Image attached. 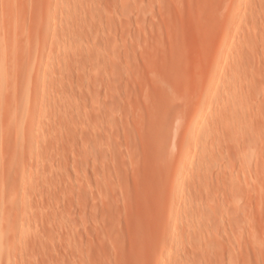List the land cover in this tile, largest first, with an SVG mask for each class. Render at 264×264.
Here are the masks:
<instances>
[{
	"label": "rangeland",
	"instance_id": "374dc122",
	"mask_svg": "<svg viewBox=\"0 0 264 264\" xmlns=\"http://www.w3.org/2000/svg\"><path fill=\"white\" fill-rule=\"evenodd\" d=\"M258 1L256 7L255 0H0V264H229L232 257L231 264H264V146L252 151L262 164L253 176L259 181L248 184L256 191L249 186V195L263 188V198L246 201L256 209L262 204L261 211L245 210L261 235L253 249L236 230L244 214L238 166L245 130L232 113L237 103L217 98L210 81L225 75L215 56L221 47L234 54L256 45L257 60L235 53L230 67L235 72L245 61L238 75L264 87ZM246 27L261 29L252 47ZM251 86L242 94L250 93L258 114L263 87ZM204 92L208 107L200 122L214 136L225 127L227 141L221 133L211 143L192 129L193 138L183 132ZM221 103L238 121L230 117L231 125L224 109L215 115ZM183 111L191 117L180 127L175 116ZM232 122L242 126L239 140V131L230 132L239 150L226 132ZM262 122L245 125L264 134ZM219 136L227 144L215 143ZM226 223L242 234L241 244L230 240H237L230 225L225 236Z\"/></svg>",
	"mask_w": 264,
	"mask_h": 264
},
{
	"label": "bare ground",
	"instance_id": "6f19581e",
	"mask_svg": "<svg viewBox=\"0 0 264 264\" xmlns=\"http://www.w3.org/2000/svg\"><path fill=\"white\" fill-rule=\"evenodd\" d=\"M232 1H233V0H232ZM237 1H238V0H237ZM252 1H254V0H252ZM263 1H264V0H263ZM263 1H262V5H261V7H262V9L264 10V5H263L264 2H263ZM255 2H256V7H257V6H260V3H258V2H259L258 0H257V1L255 0ZM260 2H261V1H260ZM235 3H237V2H235ZM253 3H254V2H253ZM225 4H226V3H225ZM225 4H224V5H225ZM231 4H232V3H231ZM231 4H229V5H231ZM257 4H259V5H257ZM224 5H223V6H224ZM247 5H248V4H247ZM247 5H246V6H247ZM250 5H252V2L249 4V6H250ZM253 5H254V4H253ZM225 6H228V5H225ZM221 7H222V6H221ZM250 7H252V6H250ZM225 8H226V7H225ZM232 8H233V7H232ZM234 8L236 9V7H234ZM238 8H239V6H238ZM238 8H237V9H238ZM222 9H223V8H222ZM230 9H231V8H230ZM254 9H255V8H254ZM225 10H226V9H225ZM242 10H243V9H242ZM252 10H253V9H252ZM222 11H223V10H222ZM228 11H229V10H228ZM237 11L239 12L240 10L238 9ZM235 12H236V11H235ZM255 12H256V10H255ZM230 13H232V12L230 11ZM233 13H234V12H233ZM234 14H235V13H234ZM260 15H261V14H260ZM229 16H232V15L229 14ZM236 16H237V15H236ZM236 16L234 15L233 17H236ZM243 17H244V16H243ZM261 17H262V15H261ZM263 17H264V14H263ZM253 18H254V17H253ZM242 19H243V18H242ZM228 20H229V19H228ZM261 20H262V19H261ZM262 21H263V20H262ZM256 23H257V22H256ZM243 24H244V23H243ZM243 24H242V25H243ZM261 24H262V23H261ZM257 25H258V24H257ZM257 25H254V26H257ZM244 26H245V25H244ZM244 26H243V27H244ZM246 26H247V25H246ZM248 26H249V25H248ZM258 26H259V25H258ZM260 26H261V25H260ZM243 27H242V29H243ZM251 27H252V26H251ZM254 28H255V27H254ZM244 29L247 30L246 33H248L249 29L251 30V29H253V28L246 27V28H244ZM227 30H229V29H227ZM253 30H254V29H253ZM257 30H258V29H257ZM260 30H261V29H260ZM260 30H259V32H257V31L254 30V31H255L254 33H253V31L251 30L253 34L251 33V31H250L251 34H250V33H248V34L245 33V35L242 34V35H244V38H246V40L248 39V40H247V44L250 45L251 47H252L251 44L254 43L252 40L255 41V39L253 38V36H254V35H257V34H258V36H259ZM239 31H241V30H239ZM242 31H243V30H242ZM235 32H236V31H235ZM230 33H231V32H230ZM237 33H238V31H237ZM243 33H244V32H243ZM255 33H256V34H255ZM231 34H232V33H231ZM260 35H262V33H261ZM263 35H264V33H263ZM263 35H262V36H263ZM251 36H252V40H251ZM262 36H261V38L264 37V36H263V37H262ZM241 37H242V36H241ZM254 37H256V36H254ZM259 37H260V36H259ZM259 37H256L257 40H258ZM261 38H260V39H261ZM218 39H219V38H218ZM221 40L226 41V40H227V36H226V35H222V36H221ZM233 40H234V39H233ZM244 40H245V39H244ZM257 40H256V41H257ZM263 40H264V39H263ZM240 41H241V40H240ZM256 41H255V42H256ZM233 42H234V41H233ZM241 42H242V41H241ZM248 42H250V43H248ZM261 42L263 43V41H261ZM261 42H259V43H260L259 46L261 45ZM236 43H237V41H236ZM239 43H240V42H239ZM257 43H258V41H257ZM257 43H256V44H257ZM240 44H241V43H240ZM263 44H264V43H263ZM241 45H242V44H241ZM254 45H255V44H254ZM254 45H253V46H254ZM211 46H212V45H211ZM250 46H249V48H251ZM246 47H247V46H246ZM237 48H238V46H237ZM237 48H236V49H237ZM255 48L257 49V46H256V45H255ZM255 48L253 47V48H251V50H249V49L247 48V49L249 50V51H246V52H247V57H246L247 59H250V58L253 59L254 56L257 57V56L259 55V54H257L259 51H256ZM259 48H261V47H259ZM213 49H215V48H213ZM227 49H228V48H227ZM243 49H244V48H243ZM243 49H242V52L240 51L241 54L244 52ZM261 49H262V48H261ZM208 50H209V49H208ZM245 50H246V48H245ZM253 50H255L256 53H254L255 51L253 52ZM212 51H213V50H212ZM229 51H230V50H229ZM229 51H228V50H225V48L223 49V47H221V48L218 50V52H217V51H216V53L214 52V53L216 54V55H215V56H216V60H217L218 62H219V61H222V65H224V66H223V69L226 68V71L223 70L224 73L222 72L223 74H225V75H222V77H221L222 80H221V79H217V80H220V82H219V81L214 82L213 78L210 79V81H212V83H213V89H214V91L212 90V93L214 94V92H215L216 97H217V98L220 97V100H222L221 98H224V97L227 95V98H229L232 102L235 101V102L237 103V104H236V105H237V109H235V107H233V108H234L233 110H235V111H234V112L231 111V112L234 113V114H238V116L241 117V118L239 117L238 120H239V119L242 120V124H243L242 126H243V127H242V126H241V127L244 128L243 130H245V132L243 131V133H242V135H241L240 132H242V130H241L242 128L240 127V131L237 130L236 127L239 128V123H238V124H235L234 122H232V123H233V126H234V125H235V126H234V127L232 126V128L229 127L231 130L229 131V128H228V131H226V132H227V133L229 132L228 134H231V135H228V136H230V137L232 136V139H235V140H233V141H234V142H233L234 148H235V145H236L235 143H236V142H240V141H242V147H241L242 149H241V151H239V152H241L240 155L242 154L241 156L239 155V156L241 157V158L239 157V158H240V161H241V160H242V161H241V166L239 165L238 167H239V169L241 168V170H242L241 173L243 172V175H244L243 179L246 181V185H248L249 183H250L251 185H253L254 179H257V178H255V177H253L254 175H256L254 172H256L257 170H259V167H261V164H262L261 162L264 161V159H261V158H260V159H261L262 161H260V162L257 161V159H259V157H260V155H261L260 152H259L260 155L258 154V152L256 153L257 155H255V152L257 151L256 149H259V150L261 151L260 148H263V146H264V134H263V131H261L262 134H259V132L257 133V131H256L257 134H254V132L252 131V128H251V127H248V126H250V124L253 125V122H254V125H257L258 122H259V123L262 122V121L264 122V107H263L262 110L260 109V111L258 112V114H256V112H254L253 110H252V111H253L254 113L251 112V108L255 105V102H254L255 100L253 101L252 98H251V96H249L250 93L248 94V97H250V99H249L247 96H245V95L243 96L242 93H244V92H246V94L248 93V91H249V87H248V86H251V85H250V84H252L251 81H253V79H254L255 77H251L252 80H251L250 78H248L246 81H244L245 79H244L243 77H240V76L238 75L239 73L241 74L242 71L244 70L242 66H243V64L245 63V61H244L245 59L242 60V59L240 58V57H242V56H239V59H241L242 61H244V63H239L238 67H236V69H234V70H236V71H235L236 73H235V72L233 71V68H234V66H235L236 63L234 62L233 55H234L235 53H238V54H239L240 52H237V50H236L234 54H231V53H229ZM246 52H244L242 55H245ZM214 53H213V54H214ZM238 54H237V56H238ZM254 54H255V55H254ZM256 54H257V55H256ZM207 55H210V54H207ZM235 55H236V54H235ZM239 55H240V54H239ZM252 55H254V56L252 57ZM260 55H261V54H260ZM215 56H214V57H215ZM209 57H211V56H209ZM234 57H235V56H234ZM255 57H254V59H256ZM260 57H263V56H260ZM212 58H213V56H212ZM236 58H237V57H236ZM243 58H244V57H243ZM258 58H259V56H258ZM258 58H257V59H258ZM200 59H201V58H200ZM200 59H199V60H200ZM257 59H256V60H257ZM262 59H263V58H262ZM211 61H212V60H211ZM214 61H215V60H214ZM246 61H248V60H246ZM258 61H260V59H259ZM258 61H256V62H258ZM212 62H213V61H212ZM250 62H251V64L253 65V62H252V61H250ZM254 62H255V60H254ZM260 62H261V61H260ZM198 63H199V61H198ZM248 63H249V62H248ZM248 63H247V64H248ZM258 63H259V62H258ZM263 63H264V59H263ZM263 63H262V65H264ZM231 64H234V66L232 65V67H233L232 70H231V67H230ZM247 64H246V65H247ZM249 64H250V63H249ZM240 65H241V66H240ZM244 66H245V65H244ZM239 67H240V68L242 67V69H243V70H241V72H239V71H240ZM250 67H254V66H251V65H250ZM237 68H238V69H237ZM249 69H250V68L248 67L247 70L250 71ZM203 70H204V69H203ZM203 70H201V71H203ZM238 70H239V71H238ZM253 70H254V69H253ZM237 71H238V72H237ZM201 73H202V72H201ZM261 73H262V72H261ZM243 74L246 75L247 73H243ZM201 75H203V74H201ZM258 75H259V74H258ZM223 76H224V78H223ZM244 77H246V76H244ZM247 77H248V76H247ZM256 77H257V76H256ZM260 77H262V75H260ZM198 78H199V77H198ZM241 78H243V80H242ZM199 79H200V78H199ZM199 79H198V80H199ZM201 79H202V78H201ZM249 79H250V82H248ZM260 79H261V78H260ZM257 80H258V79H257ZM257 80H256V81H257ZM262 80H263V79H262ZM197 82H199V81H197ZM242 82H243V83H242ZM246 82H247V84H246ZM193 83H194V82H193ZM248 83H249V84H248ZM253 84H254V81H253ZM196 85H197V84H196ZM254 85H257V87H258V85L262 86L260 83H257V84H256V82H255ZM254 85L251 86V87L254 88ZM194 86H195V85H194ZM216 87H217V88H216ZM245 87H246V88H245ZM247 87H248V88H247ZM251 87H250V91L252 92L253 89H251ZM262 87H263V86H262ZM215 88L219 90V92H220L219 94L216 93V89H215ZM198 89H199V88H198ZM247 89H248V90H247ZM258 89H260V88H258ZM263 89H264V87L262 88L263 93H262L261 89L259 90V91H261V94H263V95H262V98L260 97V99H262V100H260L259 97H257L258 94H259L260 92H257V94H256V95H257L256 97L258 98L259 102H260V101H263V102H264V90H263ZM207 91H208V90H206L205 92H206V94L208 95V92H209V91H208V92H207ZM202 92H203V91H202ZM205 92L202 93V95H204V96H202L203 98H200V101L202 100L200 103H197V105L195 104V106L193 105L195 102L192 103V105L196 108V109H194V108L191 106L192 111H193V110L195 111V112L193 113L192 117H191V115H189V114L187 115V114L185 113L186 110H185V112H184V111L181 112L182 114L180 113V115H178L179 113H177L178 116L175 114V115H176V116H175L176 119L178 118V119H177V123H178V120L182 119V120H180L179 123H178V125H179L180 127H181V123L183 122V118H184V119H185V118L187 119V116L191 117V119H189L188 124H187L186 119H185L186 126H187L186 128H185V123H184V124L182 123V126H184V127H182V128H183V132H186V136H187L189 133L192 134V135H190V136H192L191 138H193V133H192V132H194L195 134H197V136L199 137L198 139H201L200 137H202L203 140H206L207 137L210 138L211 135L214 136V132H213L212 130H209V129L207 128V126L201 124V122H200V120L202 121V118H201L202 115L204 114L205 110H206L207 107H208V106H206V102H207L208 100H207V95H205ZM239 93H240V96H238ZM221 94H224V95L221 97ZM244 94H245V93H244ZM188 95H189V93H188ZM253 95H254V97H255V94H253ZM194 96H195V97H196V96H199V94H198V95L196 94V95H194ZM208 96H209V95H208ZM260 96H261V95H260ZM187 97H188V96H187ZM216 97H215V98H216ZM252 97H253V96H252ZM189 98H190V97H189ZM217 98H216V99H217ZM237 98H238V99H237ZM193 99H194V97H193ZM218 100H219V99H218ZM230 100H228V101H229V103H228V101H226V99H225L226 103H228V104L225 105V107L228 105V106H230V108H232V105H230V104H232ZM214 101H215V100H214ZM235 102L233 103L234 105H235ZM259 102H258V103H259ZM222 104H223V105H222ZM261 104H263V106H264V103H262V102L259 103V105H261ZM215 105H216V104H214L213 107L211 106V108L213 109V108L215 107ZM219 105H220V104H219ZM219 105L217 104V106L220 107V108H219V111H218V110H215V109L211 110V108H210V111H214V110L217 111V113L214 112L215 115L217 114L216 116H218V114H222V113H223L222 110H223L224 108H221V107L224 106V103H221L220 106H219ZM234 105H233V106H234ZM236 105H235V106H236ZM261 107H262V105H261ZM230 108H229L228 110H230ZM220 109H221V111H220ZM189 110H190V109H189ZM225 110H227V109H224V111H225ZM231 110H232V109H231ZM218 112H219V113H218ZM221 112H222V113H221ZM225 112H226V111H225ZM225 112H224V114H228V113H229L228 111H227L228 113H227V112L225 113ZM231 112H230V113H231ZM188 113H191V111H188ZM230 113H229V114H230ZM232 113H231V115H232ZM251 113H252V114H251ZM224 114H223V116H224ZM229 114H228V115H229ZM181 115H182V116H181ZM184 115H185L186 117H184ZM231 115H229V119L227 118V120H229V122H230V117H232V118H231L232 121H234V120L237 118L236 115H234L235 119H234L233 115H232V116H231ZM181 117H182V118H181ZM225 117H226V116H225ZM219 118L222 119V120L219 119L220 122L222 121V124H224V120H223V118H222L221 115L219 116ZM173 119H174V118H173ZM225 119H226V118H225ZM233 119H234V120H233ZM174 120H175V119H174ZM216 120H217V119H216ZM236 120H237V119H236ZM238 120H237V121H238ZM240 120H239V121H240ZM255 120H256V121H255ZM225 121H226V120H225ZM199 122H200V123H199ZM263 122H262V123H263ZM236 123H237V122H236ZM248 123H249V124H248ZM255 123H256V124H255ZM230 124H231V122H230ZM230 124H228V125H230ZM245 124H247L248 126L245 125ZM201 125L203 126V128L205 127L204 130H203V129H202V130L199 129V127H200ZM218 125H221V123H220V124L218 123ZM225 125H226V127H228L227 124H225ZM231 125H232V124H231ZM231 125H230V126H231ZM258 125L260 126V124H258ZM258 125H257V127H258ZM154 126H155V125H154ZM158 126H159V125H158ZM202 126H201V127H202ZM222 126H224V125H222ZM245 126H246V127H245ZM262 126H264V123L262 124ZM262 126H261V128H262ZM175 127H176V126H174V129L177 128V127H176V128H175ZM217 127H218V131L220 130V132H218V131L216 130ZM217 127L215 128V130L218 132V133H217L218 135H221L223 132H225V129H223V128H225V127H222V130H221V128L219 129V127H221V126H217ZM254 127H255V126H254ZM257 127H255V128H257ZM150 128H151V127H150ZM155 128H156V126H155ZM155 128H154V129H155ZM184 128L186 129L185 131H184ZM233 128L236 129L235 132H236V131H239V132H238V137L235 135V137H237V140H239L240 137L243 136V138L241 137L242 139H240V141H236V138L233 137L234 134H233V133H230V132L232 131ZM249 128H251V129H249ZM258 128H259V127H258ZM258 128H257V129H258ZM179 129H180V128H179ZM191 129H192V132H190ZM193 129H195V130H193ZM206 129H207V130H206ZM211 129H212V128H211ZM263 129H264V127H263ZM263 129H262V130H263ZM151 130H152V129H151ZM165 130H166V128H165ZM169 130H171V129H169ZM189 130H190V131H189ZM213 130H214V127H213ZM223 130H224V131H223ZM226 130H227V128H226ZM233 130H234V129H233ZM249 130H250L251 132H249ZM171 131H172V130H171ZM176 131H178V130H176ZM188 131H189V132H188ZM157 132H158V131H157ZM161 132H162V131H161ZM165 132H166V131H165ZM174 132H175V131H174ZM221 132H222V133H221ZM232 132H233V131H232ZM235 132H234V133H235ZM178 133H180V132H178ZM187 133H188V134H187ZM220 133H221V134H220ZM236 133H237V132H236ZM244 133H245V135H244ZM183 134H184V133H183ZM183 134H182V135H183ZM195 134H194V136H195ZM215 134H216V133H215ZM224 134H225V135H224ZM224 134H222V136L224 135L223 137H224V139H225V137H226L227 135H226V133H224ZM232 134H233V135H232ZM239 134L241 135L240 137H239ZM154 135H155V134H154ZM174 135H175V134H174ZM218 135H215V136L218 137ZM190 136L188 135V138H190ZM215 136H214V137H215ZM195 137H196V136H195ZM185 138H186V137H185ZM209 138H208V139H209ZM215 138H216V137H215ZM220 138H221V137L219 136L218 141H215V143H216V142H219V140H222L223 143L227 144V143L223 140V138H221V139H220ZM169 139H170V138H169ZM208 139H207V140H208ZM228 139H229V138H228ZM146 140H148V139H146ZM192 140H193V139L190 140V144H191ZM195 140L197 141V139H195ZM195 140H193V141H195ZM215 140H217V139H215ZM225 140L227 141V139H225ZM229 140H230V139H229ZM157 141H158V140H157ZM199 141H201V140H199ZM199 141H198V143L200 144ZM210 141H211V143L214 141V140H213V137L210 138ZM230 141H231V140H230ZM235 141H236V142H235ZM171 142H172V141H171ZM203 142H204V141H203ZM207 142H208V144L210 143L209 141H207ZM220 142H221V141H220ZM222 142L219 144V146L222 144ZM158 143H159V142H158ZM188 143H189V142H188ZM188 143H187V146L190 148L191 146H190V144H188ZM204 143H206V142H204ZM215 143H214V144H215ZM229 143H231V142H229ZM161 144H162V143H161ZM206 144H207V143H206ZM214 144H213V145H214ZM151 145H152V144H151ZM202 145H203V143H202ZM156 146H157V145H156ZM162 146H163V145H162ZM164 146H165V145H164ZM215 146H216V144H215ZM217 146H218V143H217ZM219 146H218V147H219ZM222 146H223V145H221V147H222ZM226 146H227V148H228V145H226ZM226 146H225V148H226ZM152 147H153V146H152ZM152 147H151V148H152ZM154 147H155V146H154ZM154 147H153V148H154ZM160 147H161V146H160ZM211 147H212V146H211ZM232 147H233V146H232ZM167 148H168V147H167ZM229 148H230V144H229ZM236 148H238V150H239V145H238V144L236 145ZM236 148H235V149H236ZM156 149H157V148H156ZM160 149H161V148H160ZM211 149H212V148H211ZM219 149H220V148H219ZM236 150H237V149H236ZM161 151H162V150H161ZM252 151H255L254 154H253ZM239 152H237V153L239 154ZM251 152H252L253 155L250 154ZM262 152H264V148H263V151H262ZM189 154H190V153H189ZM249 155H251V157H250ZM262 155H263V153H262ZM248 156H249V157H248ZM257 156H259V157H257ZM262 158H263V157H262ZM181 159H182V160H181ZM181 159H180L181 161L179 160V161H180L179 163H180V168L182 169V168H184V166H186L185 164H187V162H188V154H187L186 157L181 158ZM251 159H252V160H251ZM210 161H211V160H209V162H210ZM212 161H213V160H212ZM212 161H211V163H212ZM240 161H239V164H240ZM209 162H208V163H209ZM215 162H216V161H215ZM215 162H213L212 164H213V165L215 164V166H216L217 163H215ZM208 163H207V164H208ZM207 164H206V165H207ZM210 165H211V164H210ZM213 165L210 166L211 169H213L212 167L215 168V166H213ZM263 165H264V163H263ZM207 166H208V165H207ZM216 167H217V166H216ZM263 167H264V166H263ZM203 168H204V166H203ZM206 168H207V167H206ZM218 168L220 169V167H218ZM200 169H201V168H200ZM207 169H208V168H207ZM207 169H206V170L202 169V170H203L204 172H206ZM219 169H218V170H219ZM262 169H263V168H262ZM220 170H221V169H220ZM199 171H201V170H199ZM203 171H202V173H203ZM208 172H209V171H208ZM208 172H207V173H208ZM263 172H264V170H263ZM257 173H258V172H257ZM196 174H197V173H196ZM239 174H240V171H239ZM263 174H264V173H262L261 176H262ZM202 176H204V175H202ZM206 176H207V175H206ZM206 176H205V177H206ZM241 176H242V174H241ZM261 176H256V177H261ZM263 176H264V175H263ZM205 177H204V178H205ZM249 177H250V180H252V181H251L252 183L247 181V180L249 179ZM204 178H203V179H204ZM253 178H254V179H253ZM261 178H262V177H261ZM196 179H198V180L200 181L199 178H196ZM240 179H241V184H242V185H241V186L239 185V186H240V188H241V187L243 188V190H242V188H241V190L243 191L242 194H244V196H245V201H244L245 203H244V202H241V201L238 200V201H239L238 204H240V202H241L242 204H244L243 206H240L241 204L239 205V206L241 207V209H242V207H243L242 210H244V214H243V217L241 218V217H240L241 215L239 214V213L241 212V210H240V212L237 213L238 215H236V216L238 217V216L240 215L238 218H241V220H240V219H239V221L237 220L238 222H240V224H237L238 222H235V223H234L235 225L237 224L236 227L239 225V226H238V229H236V227H234V228H235L236 230H238L237 233L239 232L240 227L242 228V229H241L242 231H240V232H241V233L243 232V236H241L242 234H241V235L238 234L239 236H241V238H243V239H241L242 241H245L247 244H250V243L252 242V245L257 244L258 247H259L261 244L263 245L262 242L264 241V239L261 240V237H260V245H259L258 241H259V236H261V235L258 233V237H257V235L254 234V232H255V233L259 232V229H258V228H253V231H254V229H257V231H256V230H255L254 232L252 231V228H251V227H253V226H252V224L249 225V223H250L249 221L251 220V217H250V220H249L248 217H247V214H249V213H248L249 207H251L250 209H251L252 211L255 210L254 214L257 213L256 211H257L258 208H259V209H258V212L261 211V210H260V207H262V204H264V199H262L263 201H261V202H263V203H262L261 205H260V204H259V205L256 204V206H258L257 209H256V208H253V207H255V205H253V207H252V206L250 205V202H249L248 205H247L246 201H248V200L251 199V198L248 199V197H252V199H253L254 195H257L256 197H257V198H260V197L262 196L261 193H262L263 191L261 192V190H262L263 188H259L260 191L258 190V191H257V194L255 193V194H253V196H252V194L250 193L251 195H249L248 192H250L254 187L252 188L251 185H248V188H247V186H245V181H242V178H241V177H240ZM201 180H202V179H201ZM263 180H264V179H263ZM256 181H257V180H255V182H254L255 184H256L259 180H258L257 182H256ZM242 182H243L244 184H243ZM247 182H248V183H247ZM258 184H259V183H258ZM243 185H244V186H243ZM249 186H250V189L252 188L251 190L249 189ZM254 186H255V185H254ZM255 187H256V186H255ZM253 191L256 192L255 189H253ZM254 192H253V193H254ZM259 192H260V195L258 194ZM240 195H241V194H240ZM248 195H249V196H248ZM244 196H243V200H244ZM259 196H260V197H259ZM240 197H241V196H239V198H240ZM256 197H255V198H256ZM255 198H254V202H257V200H256ZM261 198H263V196H262ZM240 199H241V198H240ZM252 199H251V200H252ZM243 200H242V201H243ZM259 201H260V199L258 200V203H260ZM254 202H253V204H255ZM251 203H252V202H251ZM249 205H250V206H249ZM246 206H248L247 214H246V211H245V210L247 209ZM237 208H238V211H239L240 208H239V207H237ZM237 208H236V209H237ZM251 210H249V212H250ZM236 212H237V211H236ZM236 212H234V214H235ZM242 213H243V212H241V214H242ZM250 213H252V212H250ZM229 214H230V213H229ZM229 214L227 213V215L229 216V219H230V217H231L230 220H232L235 216L232 217V214H230L231 216H230ZM252 214H253V213H252ZM227 215H226V217H228ZM254 216H256V214H255ZM254 216H253V217H254ZM253 217H252V218H253ZM235 218H236V217H235ZM238 218H237V219H238ZM227 219H228V218H227ZM229 219H228V220H229ZM230 220H229V223H230ZM253 220H254V223H256V226H257V222H255V217H254ZM253 220H252V221H253ZM226 221H227V220H226ZM226 221H225V222H226ZM233 221H236V219H235V220H232V222H233ZM256 221H257V220H256ZM227 222H228V221H227ZM229 223H226V225H224L225 223L223 224V225H224V226H223V231H224V232H223V231H222V232H223L224 234H225V231H227V230H226V226L230 225V228L232 227V223H231V224H229ZM254 223H253V225H255ZM235 225H234V226H235ZM240 225H241V226H240ZM224 227H225V228H224ZM227 229H229V226L227 227ZM235 229H234V230H235ZM229 231H232L231 233L229 232V236L231 237V234L233 233L232 228H231V230L229 229ZM263 233H264V231H263ZM226 234H227V233H226ZM226 234H225V236H226ZM261 234H262V233H261ZM232 235H234L235 237L238 236L237 234L235 235L234 233H233ZM234 236H233V237H234ZM262 236L264 237L263 234H262ZM227 237H228V236H227ZM227 237H226V238H227ZM230 237H229V238H230ZM233 237H232V238H233ZM235 237H234V238H235ZM236 238H237V240H233V239H231V238H230V240L235 241V242L240 241V240H239V237H236ZM236 238H235V239H236ZM227 239H228V238H227ZM248 241H249V242H248ZM229 242H230V241H229ZM245 242H244V243H245ZM237 243H238V242H237ZM244 243L242 242V244H244ZM246 243H245V246H246ZM238 244H241V242H239ZM252 245H251V246H252ZM248 246H250V245H248ZM248 246H247V247H248ZM255 246H256V245H254V247H255ZM261 247H262V246H261ZM263 247H264V246H263ZM263 247H262V248H263ZM248 248H249V247H248ZM250 248H251V247H250ZM256 248H257V247H255V248H253V249H256ZM259 248H260V247H259ZM253 249H251V250H252L251 254H252V253H255V254H253V255H256V250H255V252H254ZM248 250H249V249H248ZM229 254H230V253H229ZM229 254H227V252H226V254L223 255V258H222V255H221V257L219 256V257H217V258H218L219 260L222 258V260H223V259L225 258L224 256L227 255L226 259H224V261H225V260L227 261V258H229ZM251 254L249 253V255H251ZM253 255H252V257H253ZM231 256H232V254H231ZM231 256H230V257H231ZM233 256H234V255H233ZM231 259L235 260L236 258H233V257H232ZM233 260H229V259H228V263L231 264V262L233 263V262H236V261H237V260H236V261H233ZM212 261H213V260H212ZM214 261H215V260H214ZM214 261H213V263H214ZM216 261H217V259H216ZM237 263H238V262H237ZM226 264H227V263H226Z\"/></svg>",
	"mask_w": 264,
	"mask_h": 264
}]
</instances>
